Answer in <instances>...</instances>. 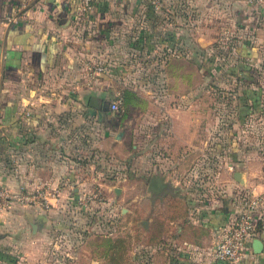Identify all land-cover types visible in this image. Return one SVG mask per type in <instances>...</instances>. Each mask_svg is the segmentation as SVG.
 Masks as SVG:
<instances>
[{"label":"crops","instance_id":"obj_1","mask_svg":"<svg viewBox=\"0 0 264 264\" xmlns=\"http://www.w3.org/2000/svg\"><path fill=\"white\" fill-rule=\"evenodd\" d=\"M253 7L243 0H95L84 14L76 0H0V183L14 191L41 187L55 194L76 188L79 167L74 156L85 115L88 120L92 116L103 121L106 116V111L89 104L88 99H106L108 91L117 95L110 83L116 65L142 63L131 51H146L147 57L150 53L151 60L145 56L142 60L162 67L156 79L164 81L153 102L142 96V105L131 97V113H153L155 117L151 137L141 133L140 144H155L167 154L180 147L204 148L206 124L194 127L188 96L182 91L181 98L175 97L173 89V75L183 81L189 71L180 69L176 74L172 67L190 66L192 32L207 33L202 22L223 8L264 47V0L257 12ZM200 36L196 39L199 44ZM102 57L109 61L104 72L88 74L85 60ZM83 98L89 107L81 104ZM176 98L181 100L176 102ZM108 125L103 122V146ZM184 148L177 152L176 160L184 158ZM226 181L220 193L199 188L195 190L201 194L199 199L190 193L184 221L175 225L174 235L160 243L163 248L157 245L156 257H166L161 264H264V201L244 246L252 257L244 255L234 262L212 258L214 242L238 208L234 180ZM50 210L37 202H11L0 212V264L33 258L41 232L49 224ZM255 237L262 242L256 253L251 246Z\"/></svg>","mask_w":264,"mask_h":264},{"label":"rangeland","instance_id":"obj_2","mask_svg":"<svg viewBox=\"0 0 264 264\" xmlns=\"http://www.w3.org/2000/svg\"><path fill=\"white\" fill-rule=\"evenodd\" d=\"M262 3L252 9L257 12ZM202 23L209 30L192 32L190 66L172 67L176 74L180 69L189 71L185 72L187 78L182 81L173 75L172 82L175 97L184 91L189 98L194 127L206 124L205 147H180L186 154L176 160L180 152L176 149L167 154L155 144L142 146L141 133L151 137L155 117L153 113H131L133 106L122 116L106 112L104 121L92 116L88 120L85 115L74 156L79 167L76 188L69 187L63 194H55L57 199L41 205L53 210L48 211L50 221L41 232L33 258L2 264H161L166 257H156L157 245L163 248L160 243L174 235L175 225L184 221L191 192L200 188L217 194L225 188L226 179H231L238 208L247 189L264 197V47L253 40L250 29L235 21L228 8L216 16L208 14ZM199 36L201 44L196 42ZM131 54L142 63L125 68L116 65L111 87L121 97L128 86L135 102L143 105L142 96L153 102L164 83L156 79L162 67L153 61L144 64L146 51ZM98 61L108 67L105 57ZM81 100L89 107L85 98ZM121 119L129 121L119 123ZM103 122L109 124L104 146ZM235 170L240 172L238 178L232 174ZM152 174L167 182L158 193L146 188ZM247 174L251 175L248 179ZM200 196L195 193L193 198Z\"/></svg>","mask_w":264,"mask_h":264},{"label":"built area","instance_id":"obj_3","mask_svg":"<svg viewBox=\"0 0 264 264\" xmlns=\"http://www.w3.org/2000/svg\"><path fill=\"white\" fill-rule=\"evenodd\" d=\"M95 0H76L77 8L87 14ZM250 5H256L263 0H243ZM85 71L90 75H96L105 70L103 63L98 60L87 59L84 62ZM120 96L115 95L109 102L108 108L114 112L119 109ZM55 193L38 187L33 191L17 189L10 190L0 183V212L6 209L11 202L19 204L37 202L46 206L54 198ZM264 197L247 189L241 194V201L238 210L231 222L224 228L223 234L212 247V258L214 261L234 262L244 257H252L251 252H246L245 243L252 236L256 219L259 218V209ZM247 254V255H246Z\"/></svg>","mask_w":264,"mask_h":264},{"label":"water","instance_id":"obj_4","mask_svg":"<svg viewBox=\"0 0 264 264\" xmlns=\"http://www.w3.org/2000/svg\"><path fill=\"white\" fill-rule=\"evenodd\" d=\"M108 99H98L94 96H90L88 99V103L91 105H94L102 110H107L108 109ZM120 135V131H118L115 135V137H119ZM235 176L238 178L239 175V171H235ZM167 186V182L162 181L160 179V177L156 174H152L147 181L146 184V188L147 190H150L153 193H158L160 192L162 189L166 188ZM115 191H117V188L115 189ZM144 223V222H143ZM251 246H252V251L253 252H259L262 248V242L259 238H253L252 242H251Z\"/></svg>","mask_w":264,"mask_h":264},{"label":"trees","instance_id":"obj_5","mask_svg":"<svg viewBox=\"0 0 264 264\" xmlns=\"http://www.w3.org/2000/svg\"><path fill=\"white\" fill-rule=\"evenodd\" d=\"M237 50L238 49H236V51ZM131 96L132 95L129 94V91L127 89H124L122 92V95H121V101H120V105H119V109H118L119 112L116 111L117 113H114V111L110 110L109 108L107 110H104V111L113 112V114H115V115L122 116L126 112V108L129 106L128 104L131 102ZM113 97H114V95L111 93V91H108L106 94V99H108V101H110Z\"/></svg>","mask_w":264,"mask_h":264},{"label":"bare ground","instance_id":"obj_6","mask_svg":"<svg viewBox=\"0 0 264 264\" xmlns=\"http://www.w3.org/2000/svg\"><path fill=\"white\" fill-rule=\"evenodd\" d=\"M239 176V175H238Z\"/></svg>","mask_w":264,"mask_h":264}]
</instances>
